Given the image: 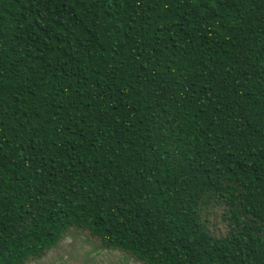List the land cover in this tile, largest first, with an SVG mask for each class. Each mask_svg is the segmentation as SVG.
<instances>
[{
	"label": "trees",
	"instance_id": "16d2710c",
	"mask_svg": "<svg viewBox=\"0 0 264 264\" xmlns=\"http://www.w3.org/2000/svg\"><path fill=\"white\" fill-rule=\"evenodd\" d=\"M71 231L264 264V0H0V264Z\"/></svg>",
	"mask_w": 264,
	"mask_h": 264
},
{
	"label": "rangeland",
	"instance_id": "374dc122",
	"mask_svg": "<svg viewBox=\"0 0 264 264\" xmlns=\"http://www.w3.org/2000/svg\"><path fill=\"white\" fill-rule=\"evenodd\" d=\"M226 207L213 204L208 209V226L215 236H223L227 231ZM26 264H143L132 256L120 251L101 248L97 239L87 233L69 232L54 248L39 260Z\"/></svg>",
	"mask_w": 264,
	"mask_h": 264
}]
</instances>
